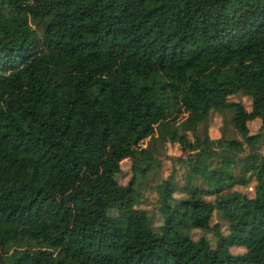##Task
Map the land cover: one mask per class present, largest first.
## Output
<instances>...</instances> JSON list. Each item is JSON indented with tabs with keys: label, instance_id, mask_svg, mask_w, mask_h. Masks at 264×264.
Here are the masks:
<instances>
[{
	"label": "trees",
	"instance_id": "16d2710c",
	"mask_svg": "<svg viewBox=\"0 0 264 264\" xmlns=\"http://www.w3.org/2000/svg\"><path fill=\"white\" fill-rule=\"evenodd\" d=\"M0 21V264H264V107L249 88L263 81L264 0H0ZM122 58L184 77L144 78ZM175 141L181 184L173 166L158 174ZM125 158L137 166L121 183ZM250 182L247 205L223 193ZM143 190L160 222L137 208L119 240L122 202ZM220 210L236 221L224 233L211 226Z\"/></svg>",
	"mask_w": 264,
	"mask_h": 264
},
{
	"label": "rangeland",
	"instance_id": "374dc122",
	"mask_svg": "<svg viewBox=\"0 0 264 264\" xmlns=\"http://www.w3.org/2000/svg\"><path fill=\"white\" fill-rule=\"evenodd\" d=\"M5 25L2 21H0V29L3 28ZM36 28V25L33 23L28 24L27 29L29 31H34ZM105 56L100 55L96 61V64H98V67L95 69V73L98 75L105 72L103 70L102 72L99 71V64L104 60ZM118 61V66H121L122 68L128 70L131 67L137 68L138 72L141 73V75L144 78H147L149 76H154L155 74L163 75L167 78L174 77L177 79H183L184 77V71L183 70H176L170 66H148L147 64H144L142 62H134L130 59H116L115 62ZM99 72V73H98ZM249 88L254 90L257 94L256 99L254 100L255 108L257 110H260L264 107V73H263V81H258L257 79L253 78L249 83ZM227 100H233V98H228ZM243 102L246 104L247 111L250 110V102L245 101V99L241 98ZM225 101L226 99L220 98L217 103L214 106V109L211 110L210 116L207 119L208 120V128H207V137H208V145H213L212 141L220 135L219 129L221 126V117L220 114L224 113L225 108ZM107 110L113 113L115 111L114 107L110 104L107 107ZM187 114L186 112H180L177 113L174 116H171L170 120L174 123L175 127L176 124L183 122L186 118ZM247 128L253 127L256 129L259 126V120L254 119L252 122H246ZM243 129L245 128V122L243 123ZM262 132L264 133V128L262 129ZM228 135L236 136L234 132L230 131ZM188 138H190L189 133H187ZM177 138H181V136L177 135ZM260 152L264 155V145L260 146ZM186 153H181L179 150L178 143L175 141L172 144H166L164 153L160 156V169L158 170V174L162 177L167 176L170 173V167H174L175 170L173 172V179L177 184H181V176H182V168L178 166L176 163L170 162V158H175L177 156H184ZM119 165L121 169L123 170V174L117 178L118 182L124 183L128 176H129V169L130 165L137 166L136 162H130L129 159H122L119 162ZM214 178L215 181H219L223 178V168L216 170L214 172ZM251 186L252 182H250L246 189L240 188V187H232L226 190H223V193L227 197H232L236 202H238L240 199L244 201V204L247 205L248 201L247 198L251 195ZM245 194V195H244ZM175 197L179 196V194L175 193ZM214 196H206L203 197L206 200H212ZM155 200V194L151 190H143L142 197L140 201L138 202L135 198H129L122 202V210L119 215V220L116 222V225L118 227V230H116V234H119V240H122L124 238L131 239L133 237V229L125 223V217H130L134 214V212L137 210V208H144L148 211V213L152 216V223L154 225H157L160 222V219L156 212V204L154 202ZM182 211L184 214L188 217L194 216L195 211L192 208L189 207H182ZM235 217L230 211L226 210H220L219 213L213 214L211 217V226H214V229H218L221 232H225L226 228L229 224H234ZM193 233L191 236L193 238H197L200 234H203L210 243H213V238L210 233H202L199 231H192ZM230 251L235 252H242L243 249L240 247H232L230 248Z\"/></svg>",
	"mask_w": 264,
	"mask_h": 264
}]
</instances>
